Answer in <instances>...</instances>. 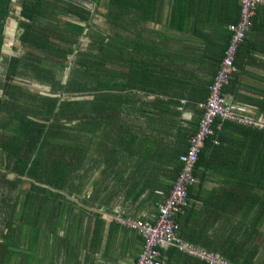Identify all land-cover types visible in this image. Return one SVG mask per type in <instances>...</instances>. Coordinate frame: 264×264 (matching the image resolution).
<instances>
[{
	"label": "trees",
	"instance_id": "1",
	"mask_svg": "<svg viewBox=\"0 0 264 264\" xmlns=\"http://www.w3.org/2000/svg\"><path fill=\"white\" fill-rule=\"evenodd\" d=\"M89 1L92 11L62 0H17L16 40L24 52L4 57L11 0H0V264H50L31 253L69 219L93 218V243L102 223L98 210L116 197L165 198L180 169V152H169L189 134L179 119L180 101L191 90L202 92L204 102L212 79L202 75L215 72L224 54L226 47L214 57L201 51L202 43L191 45L207 41L197 28L207 12L198 14L191 0H102L99 16L111 30L106 35L91 30L100 0ZM254 10L252 26L264 22V8ZM147 24L179 36L149 31ZM80 37L89 40L87 49H79ZM26 82L47 91H33ZM243 198L259 205L245 208L236 224L219 221L215 210L186 207L174 217L175 236L231 264H264V246L256 240L264 193L261 202ZM189 219L193 226H184ZM162 254L165 264L186 257L173 246L159 249Z\"/></svg>",
	"mask_w": 264,
	"mask_h": 264
},
{
	"label": "crops",
	"instance_id": "2",
	"mask_svg": "<svg viewBox=\"0 0 264 264\" xmlns=\"http://www.w3.org/2000/svg\"><path fill=\"white\" fill-rule=\"evenodd\" d=\"M191 1H193L198 14H204V10L207 12L205 21L197 24L199 33L202 36L205 35L207 41L205 45H202L203 40L192 42L191 45L198 46L199 43H202L199 45L201 51L208 52L214 57L220 56L221 50L228 45V27L236 26V23L240 22L238 0ZM168 5L169 2L163 6L162 23L169 13ZM250 18L240 45L238 44V48L236 47L237 53L236 49L234 52V54L236 53L233 61L235 73L231 75L227 86L223 88L222 95L225 102L232 106L236 115H250L254 119L264 120L257 109L258 107L264 111V22H257L252 26ZM147 29L179 36L177 32L158 25L153 27L151 24H147ZM221 58L218 60L219 62ZM216 70L212 74L205 76L203 74L204 81H211ZM187 93L189 98L180 101L179 119L182 120L183 128L187 126L189 134L186 139L179 141L176 149L172 147L170 150H174L169 152L172 156L180 152V154H176L179 164L178 157L185 153L189 137L196 131L203 102L202 92L190 90ZM170 139V141L173 140ZM200 151L201 160L197 170L194 171L197 181L195 185L188 188L190 194L187 207H191L194 213L206 208L210 211L215 210L214 216H219V221L224 219V223L236 224L245 208L259 205L257 202L248 203L243 198L244 194H249L258 202L262 201L264 193V130L231 120L215 119L211 125V134L203 141ZM8 176L11 178L10 175ZM241 181L249 182L246 187H242L239 184ZM172 183L170 182L169 187ZM146 195L147 193H143L137 199L119 196L107 206L100 208L98 215L102 223L100 232L97 233L93 243L91 237L94 219L85 217L69 219L52 240L49 236L46 243L42 239L40 242L38 241L31 253L32 257L43 255L44 260L50 264H131L141 249V239L134 231L119 226L116 220L117 218H126L153 223L156 206L164 197L162 194L159 195L154 203L152 200L149 201ZM230 208L232 209L231 214ZM226 216L229 220H226ZM180 217L183 224L186 218L185 216ZM190 220L185 221L184 226H193ZM186 229L191 231L189 228ZM259 233L256 240L262 247L264 246V220L259 228ZM193 258L198 260L186 255L184 258L181 256L179 262L172 258L169 264H197L187 263L188 261L193 262ZM166 259L167 257L162 254L161 264H165Z\"/></svg>",
	"mask_w": 264,
	"mask_h": 264
},
{
	"label": "built area",
	"instance_id": "3",
	"mask_svg": "<svg viewBox=\"0 0 264 264\" xmlns=\"http://www.w3.org/2000/svg\"><path fill=\"white\" fill-rule=\"evenodd\" d=\"M238 3L240 22L236 26L228 27L231 37L218 69L208 85L207 96L201 104V117L196 131L189 137L185 153L178 157L180 170L167 196L157 204L153 223L126 218L116 220L119 226L134 231L141 239V249L131 264H161L159 249H165L168 246H173L179 252L195 257L205 264H231L210 252L179 240L175 236L177 224L174 217L189 204L187 190L197 181L194 175L197 156L203 141L211 134V125L215 119L231 120L264 130V120L254 119L250 115H236L232 106L225 102L222 95V89L227 86L231 75L235 73L234 52L249 24V18L256 7L264 8V0H238Z\"/></svg>",
	"mask_w": 264,
	"mask_h": 264
},
{
	"label": "rangeland",
	"instance_id": "4",
	"mask_svg": "<svg viewBox=\"0 0 264 264\" xmlns=\"http://www.w3.org/2000/svg\"><path fill=\"white\" fill-rule=\"evenodd\" d=\"M10 6H11L10 7V13H9L8 17L5 19L4 26H3L4 27V29H3V45L1 48V54L4 57H9L11 55H19V54H22L24 52V48L19 47L17 45V40H16V36L19 33V30L17 29V25H16V22L18 20V11H19L17 0H11ZM101 6H102V2H100L99 7L97 8V13L93 14V16L91 18L92 23H91L90 28H91V30L98 31V32L106 35V34H109L111 32V30L104 23L103 19L99 16V13L103 12V9ZM62 20L79 23V22H77V20L75 18H72V17L63 16L61 18V21ZM88 41L89 40L87 38L80 37L78 39L79 49L80 50L87 49L88 48ZM68 60H70V58H68ZM68 64H70L69 61H68ZM67 70H68V68H66L63 72H61L63 79L67 75ZM22 84L29 87L31 90L37 91V92L42 93V94H45L47 91V87L42 86V85H38L36 83L26 82V83H22ZM23 187L26 188L27 185L24 184Z\"/></svg>",
	"mask_w": 264,
	"mask_h": 264
},
{
	"label": "water",
	"instance_id": "5",
	"mask_svg": "<svg viewBox=\"0 0 264 264\" xmlns=\"http://www.w3.org/2000/svg\"><path fill=\"white\" fill-rule=\"evenodd\" d=\"M62 1L68 2L70 4L83 8L87 11H91L93 7V4L89 0H62Z\"/></svg>",
	"mask_w": 264,
	"mask_h": 264
}]
</instances>
